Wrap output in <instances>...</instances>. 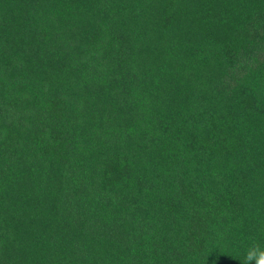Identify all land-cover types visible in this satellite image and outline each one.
Wrapping results in <instances>:
<instances>
[{"label": "trees", "instance_id": "obj_1", "mask_svg": "<svg viewBox=\"0 0 264 264\" xmlns=\"http://www.w3.org/2000/svg\"><path fill=\"white\" fill-rule=\"evenodd\" d=\"M264 247V0H0V264H241Z\"/></svg>", "mask_w": 264, "mask_h": 264}, {"label": "clouds", "instance_id": "obj_2", "mask_svg": "<svg viewBox=\"0 0 264 264\" xmlns=\"http://www.w3.org/2000/svg\"><path fill=\"white\" fill-rule=\"evenodd\" d=\"M241 264H264V247L259 243H252L245 252Z\"/></svg>", "mask_w": 264, "mask_h": 264}]
</instances>
